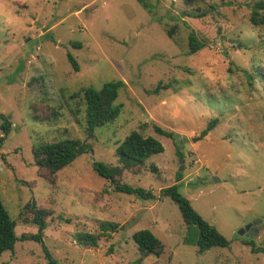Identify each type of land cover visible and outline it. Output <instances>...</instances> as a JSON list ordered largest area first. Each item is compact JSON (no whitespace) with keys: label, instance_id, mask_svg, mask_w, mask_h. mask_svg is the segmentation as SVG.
Segmentation results:
<instances>
[{"label":"rangeland","instance_id":"1","mask_svg":"<svg viewBox=\"0 0 264 264\" xmlns=\"http://www.w3.org/2000/svg\"><path fill=\"white\" fill-rule=\"evenodd\" d=\"M258 1L0 0V115L10 121L0 195L16 235L38 231L33 203L51 212L42 238L55 264H264V30L249 22ZM190 32L204 43L193 53ZM119 79L120 114L89 135L82 96L72 95ZM133 130L164 151L127 168L116 147ZM66 138L92 151L54 175L38 168L32 148ZM94 161L119 167L120 182L154 199L113 191ZM175 183L228 247L198 251L196 226L161 194ZM106 222L119 227L105 231ZM141 229L161 241L159 256L138 250ZM79 232L96 235V246L79 244ZM0 264L53 263L41 243L17 240Z\"/></svg>","mask_w":264,"mask_h":264},{"label":"trees","instance_id":"2","mask_svg":"<svg viewBox=\"0 0 264 264\" xmlns=\"http://www.w3.org/2000/svg\"><path fill=\"white\" fill-rule=\"evenodd\" d=\"M186 4H193L202 0H182ZM249 22L253 26H260L264 30V0L255 2L251 7ZM171 34V32H169ZM78 45V44H77ZM189 53H193L204 46L193 32H190L188 37ZM68 61L75 70H78V64L71 54H67ZM259 76L264 80V73L259 71ZM125 83L122 80H111L103 83L96 89L92 86L82 89L72 95V97L82 96L85 104V123L89 135L96 127L104 126L107 123L115 120L120 114L122 105L116 103L118 90L124 87ZM159 87L155 89L157 91ZM77 104L80 101L77 100ZM3 122L0 125L2 135L0 136V146L5 136L9 133L10 121L0 115ZM217 123V119L210 120L201 135H206ZM154 130L166 137L173 136L172 131H166L155 125ZM92 148L84 141L75 138H66L60 141L51 143L39 144L32 148L34 161L36 166L41 169H46L49 174L54 175L57 171L71 163L78 155L91 152ZM164 151L162 143L151 135L144 136L140 132L133 130L128 133L124 139L116 147V154L123 167H132L137 164H143L145 160L152 154L161 153ZM94 170L101 176L105 177L112 184L113 191L123 192L135 195L139 199H154V194L151 190H146L142 187H133L127 183L120 182L116 176L120 174L119 167H112L103 162L94 161ZM180 173L177 175V182L180 181ZM179 184L175 183L169 187L161 189V194L167 196L179 208L184 222L188 228L196 226L198 234L193 241L199 252H204L210 247H228L230 241L223 236L213 225L205 221L192 207L190 200L179 192ZM30 211L33 215V223L38 226V231L31 234H23L18 237L15 233V221L9 216L3 200L0 195V257L3 252L13 250L17 240H34L42 244L46 257L55 264V261L49 255V252L43 242V230L45 228L44 218L51 212L49 210L37 208L33 203H30ZM101 227L107 231H116L118 224L112 222L102 223ZM79 244L96 246L97 236L91 233L79 232L76 236ZM133 239L138 246V250L143 256L153 254L159 256L163 251L161 241L149 230L141 229L133 234ZM185 243L189 242V238L184 239ZM243 243L253 247V241L244 239ZM262 250V249H261ZM264 251V250H263Z\"/></svg>","mask_w":264,"mask_h":264},{"label":"water","instance_id":"3","mask_svg":"<svg viewBox=\"0 0 264 264\" xmlns=\"http://www.w3.org/2000/svg\"><path fill=\"white\" fill-rule=\"evenodd\" d=\"M181 170H182V166L179 167V171H181ZM250 226H251V224H250V225H247V226L244 228L243 231H247V230L249 229ZM243 231H242V232H243ZM247 235H249V236H254L255 233L252 232V230H249Z\"/></svg>","mask_w":264,"mask_h":264}]
</instances>
